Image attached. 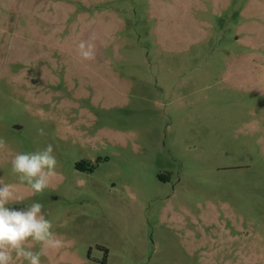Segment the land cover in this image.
Returning <instances> with one entry per match:
<instances>
[{"label": "rangeland", "instance_id": "1", "mask_svg": "<svg viewBox=\"0 0 264 264\" xmlns=\"http://www.w3.org/2000/svg\"><path fill=\"white\" fill-rule=\"evenodd\" d=\"M0 138L9 184L53 145L8 205L66 241L42 264H264V0H0Z\"/></svg>", "mask_w": 264, "mask_h": 264}, {"label": "clouds", "instance_id": "2", "mask_svg": "<svg viewBox=\"0 0 264 264\" xmlns=\"http://www.w3.org/2000/svg\"><path fill=\"white\" fill-rule=\"evenodd\" d=\"M95 37L81 41L78 55L82 60L96 57ZM44 136L43 128L37 130ZM7 142L0 138V151ZM11 172L18 184L5 183L0 179V264H42V257L49 251H59L66 241L54 230L53 222L46 217L42 203L34 201L23 208L8 205L20 202L21 186L31 190L32 195L43 194L51 179L56 176L57 158L52 144L34 152L16 153L10 161ZM36 249V250H34Z\"/></svg>", "mask_w": 264, "mask_h": 264}]
</instances>
